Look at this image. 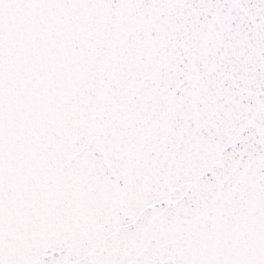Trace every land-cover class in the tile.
Masks as SVG:
<instances>
[{
    "label": "snow or ice",
    "instance_id": "1",
    "mask_svg": "<svg viewBox=\"0 0 264 264\" xmlns=\"http://www.w3.org/2000/svg\"><path fill=\"white\" fill-rule=\"evenodd\" d=\"M0 264H264V0H0Z\"/></svg>",
    "mask_w": 264,
    "mask_h": 264
}]
</instances>
